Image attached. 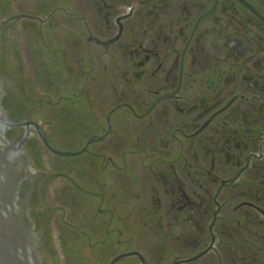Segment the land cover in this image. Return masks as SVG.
I'll use <instances>...</instances> for the list:
<instances>
[{"label":"flooded vegetation","instance_id":"af4514ba","mask_svg":"<svg viewBox=\"0 0 264 264\" xmlns=\"http://www.w3.org/2000/svg\"><path fill=\"white\" fill-rule=\"evenodd\" d=\"M0 157L40 264H264V0H0Z\"/></svg>","mask_w":264,"mask_h":264},{"label":"water","instance_id":"95a60500","mask_svg":"<svg viewBox=\"0 0 264 264\" xmlns=\"http://www.w3.org/2000/svg\"><path fill=\"white\" fill-rule=\"evenodd\" d=\"M5 160L0 157V264H40L39 250L30 242L27 211L14 203L24 175L8 169Z\"/></svg>","mask_w":264,"mask_h":264}]
</instances>
